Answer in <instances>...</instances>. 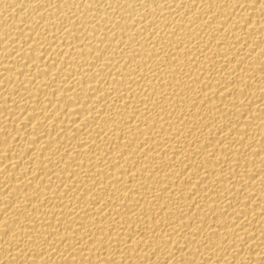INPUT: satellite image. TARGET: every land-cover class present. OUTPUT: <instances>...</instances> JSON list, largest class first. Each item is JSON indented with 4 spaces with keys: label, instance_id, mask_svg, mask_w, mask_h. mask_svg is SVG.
Returning <instances> with one entry per match:
<instances>
[{
    "label": "bare ground",
    "instance_id": "1",
    "mask_svg": "<svg viewBox=\"0 0 264 264\" xmlns=\"http://www.w3.org/2000/svg\"><path fill=\"white\" fill-rule=\"evenodd\" d=\"M0 264H264V0H0Z\"/></svg>",
    "mask_w": 264,
    "mask_h": 264
}]
</instances>
